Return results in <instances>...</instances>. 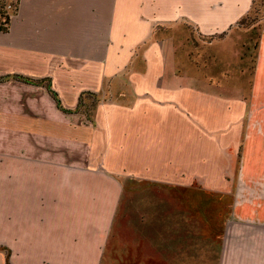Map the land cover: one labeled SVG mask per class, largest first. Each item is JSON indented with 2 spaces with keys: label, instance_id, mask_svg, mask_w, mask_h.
<instances>
[{
  "label": "crops",
  "instance_id": "0c3cea01",
  "mask_svg": "<svg viewBox=\"0 0 264 264\" xmlns=\"http://www.w3.org/2000/svg\"><path fill=\"white\" fill-rule=\"evenodd\" d=\"M252 1L191 0L197 12L190 10L188 16L196 31L227 28L229 37V25L248 12ZM178 14V0H18L8 29L0 30V75H9L0 80V180H8L0 185V236L8 230L2 221L8 210L11 219L34 222L11 224V237L0 242L47 249L44 219L50 216L52 190L45 168L81 166L106 146L113 173L138 163L135 173L141 179L177 180L173 164L179 132L238 129L247 107L246 85L236 75L206 73L194 58L179 56L184 42L194 46L195 31L187 30L182 38L175 26ZM15 73L43 81H24ZM46 82L64 107L74 109L80 95L90 93L105 96L106 106L86 121L82 111L58 107ZM248 83L247 90L264 84V29ZM84 131L98 148L94 155L56 158L47 149L86 145ZM149 163L170 164V169H148ZM117 204L114 196L106 219L100 220L91 211L87 221L82 213L88 211L81 209L84 220L75 223L77 234L65 240L82 255L81 264H99L102 244L115 243ZM160 239L155 247L161 250ZM130 245L136 252L139 244ZM125 250L124 245L117 252ZM112 252L115 245L107 249Z\"/></svg>",
  "mask_w": 264,
  "mask_h": 264
},
{
  "label": "rangeland",
  "instance_id": "374dc122",
  "mask_svg": "<svg viewBox=\"0 0 264 264\" xmlns=\"http://www.w3.org/2000/svg\"><path fill=\"white\" fill-rule=\"evenodd\" d=\"M178 1L175 26L181 37L185 38L187 30L195 31L194 46L184 42L179 56L194 58L203 72L236 75L246 85L247 107L238 129L203 135L179 132L178 162L173 164V170L179 172L177 180L141 179L135 173L138 163H127L120 173L111 172L106 146L98 151L87 131L86 145L47 148L56 158L64 154L86 158L98 153L81 166L45 168L51 175L52 190L46 212L50 216L44 219L49 224L45 228L50 240L47 249L36 251L35 243L0 242V264H8L7 257L9 264H81L82 255L65 240L77 234L75 223L82 220V214L87 221L91 211L99 220L105 218L114 196L118 202L114 221L120 226L114 229L115 243L102 244L99 264H264V84L247 90L264 29V0H253L243 19L229 25L233 28L229 37L227 28L196 31L198 25L188 14L197 12V5L194 9L191 0ZM17 4L16 0L0 1V25L5 15L16 12ZM106 101L105 96L90 93L82 97L78 110L88 121ZM5 165L10 168L11 164ZM147 167L169 170L170 164L158 168L149 163ZM7 181L0 180V185L6 186ZM82 208L88 212L82 213ZM3 214L8 230L2 239L11 237V224L17 228L34 222L33 218L11 219L9 210ZM157 239L161 250L155 247ZM134 242L139 244L136 252L130 245ZM112 245L115 254H108ZM124 245L125 253L119 254Z\"/></svg>",
  "mask_w": 264,
  "mask_h": 264
},
{
  "label": "trees",
  "instance_id": "16d2710c",
  "mask_svg": "<svg viewBox=\"0 0 264 264\" xmlns=\"http://www.w3.org/2000/svg\"><path fill=\"white\" fill-rule=\"evenodd\" d=\"M16 2L18 3V0H16ZM12 13H9V15H5L4 16L5 17V21H4V23L2 25H0V30H7L8 29L9 22H10V15ZM242 19L243 18H241L240 20H242ZM7 76H9V75H0V80L6 78ZM13 77H15L17 79L24 80V81L32 82V83H41L43 81V78H34V77H29V76H25V75H22V74H16V73L13 74ZM46 86H47V89H48L49 93L51 94V96L56 101V104H57L58 107H60L65 112H72V111L78 110V106L80 105L81 100H82V95H80L76 107L74 109H71V108L64 107L62 105L57 92L50 86L49 82H46ZM6 263L9 264L8 257L6 258Z\"/></svg>",
  "mask_w": 264,
  "mask_h": 264
}]
</instances>
